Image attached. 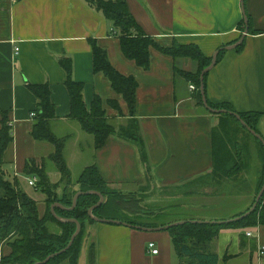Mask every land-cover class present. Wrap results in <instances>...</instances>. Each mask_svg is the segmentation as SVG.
I'll use <instances>...</instances> for the list:
<instances>
[{"label":"crops","instance_id":"crops-1","mask_svg":"<svg viewBox=\"0 0 264 264\" xmlns=\"http://www.w3.org/2000/svg\"><path fill=\"white\" fill-rule=\"evenodd\" d=\"M126 2L140 28L153 40L164 46H171L173 40L192 43L208 57L218 48L236 42L245 30L246 26L240 23L247 14L250 27L243 38V46L221 53L207 73L205 99L215 105L227 103L235 112L263 114L256 127L264 139V0ZM113 31L112 22L86 0H0V129L5 116L12 135L3 154L4 175L18 178L27 192L31 188H28L29 178L25 173L27 162L33 159L41 165L53 151L50 144L38 142L30 134L35 120L30 112L36 110L37 104L35 95L27 88L28 83H48L50 100L55 106L52 131L60 126L74 130L76 120L68 118L66 74L58 60L65 57L72 60L73 78L83 84V101L88 109L97 95L103 102L106 116L116 127L126 125L132 118L138 123L142 150L117 134L110 135L103 146L96 149L93 136L82 131L79 124L77 127L80 133L89 136L84 145L90 155L88 161L84 160V168L95 164L112 188L124 193L138 191L143 205L167 200L163 207L142 205L147 212L135 215L143 217L138 220L148 225L143 226L161 227L179 220L213 218L201 213L207 203L200 199L218 192L215 189L210 193V186L236 187L237 178H244V183L252 169L256 180L244 209L247 208L263 171L258 143L239 134L243 142L240 145L253 150L258 160L254 169L242 158L240 171L244 175L240 172L225 177L215 172L214 162L227 153L225 136L217 131L221 130L218 114L200 104L199 90L191 89L192 83L173 71L174 61L170 56L151 48L150 67L143 70L123 56L119 36ZM90 41L106 50L107 58L120 73L135 77L136 105L131 116L127 103L111 88L108 78L103 73L93 72ZM179 65L187 71L196 69L190 59H183ZM110 100L117 102L119 109H115L108 102ZM66 162L70 169L67 159ZM3 195L0 187V198ZM193 197L197 198L196 202L189 200ZM172 199L180 200L168 201ZM178 208L173 212L174 219H164L162 211ZM90 230L94 257L83 264H180L166 228L145 231L123 224L96 222ZM150 241L154 242L158 253H152L147 247ZM209 245L219 256V264H264V254L259 255V249L264 248V225L225 226ZM9 253L8 244L0 246V264L1 258Z\"/></svg>","mask_w":264,"mask_h":264},{"label":"trees","instance_id":"trees-1","mask_svg":"<svg viewBox=\"0 0 264 264\" xmlns=\"http://www.w3.org/2000/svg\"><path fill=\"white\" fill-rule=\"evenodd\" d=\"M86 1L95 10L101 11L112 22L113 33L119 36L121 51L125 58L133 60L137 66L145 70L150 67L151 48L170 56L174 61L173 71L183 77L186 82H191L199 90L200 96V74L202 69L211 62V57L202 54L198 46L192 43L181 44L175 40H173L171 46H164L156 42L144 29L140 28L135 17L131 14L126 0ZM246 16L247 25L250 27V17L247 14ZM241 24L245 25L244 21ZM243 43L244 41L236 46L235 49H239L243 46ZM90 44L92 46L93 72L103 73L108 78L111 88H113L115 93L121 94L127 103L128 112L131 116L136 105L137 81L135 77L131 74L127 76L120 73L107 58L104 48L94 41H90ZM224 50L226 49L222 48L217 53L216 63ZM183 59H190L196 69L183 70L179 65ZM58 60L65 72L64 74H66L64 85L68 90L70 103L68 118L76 120L82 131L93 136V146L96 149L101 148L110 135L117 134L138 145L142 150L143 139L137 121L132 118L126 125L116 127L106 116L103 102L97 95L92 99L91 107L88 109L83 101V84L73 78L72 60L65 57H59ZM207 73L203 77L204 92L206 91L205 79ZM27 88L35 95L37 104L36 114L33 117L35 120L30 134L36 141L50 144L53 151L47 155L41 165H38L32 159L27 162L25 167V173L28 177L32 175L38 177L33 188L44 195L42 201L43 209L38 207L39 202L36 199L23 190L18 178L10 179L4 175L3 154L6 150L5 148L12 141V135L9 133L7 117L3 116L0 129V187L4 195L0 198V246L4 245V243L8 244L10 253L2 257L1 262L2 264L5 262L11 264H33L35 261L43 260L49 254L63 249L76 230V224L68 219H75L80 223V231L77 233L73 243L63 254L54 256L45 264H60L63 261L66 264H77L86 239L85 233L90 225L97 222L88 215V210L99 200V195L93 191L102 194L104 197L100 206L92 210L93 215L98 218L121 219L133 225L143 226L145 224L126 218L122 214L124 212L132 216L135 213H139L142 205L135 197H132V194L109 187L107 181L99 174L95 164L85 167L78 175L79 177L75 181L72 180L64 155L68 136H57L51 128V122L55 117V106L50 100L51 92L48 83H28ZM108 102L115 109H119L117 102L112 100ZM207 102L214 109L222 108L235 112L227 103L215 105L208 100ZM200 104L203 105L201 100ZM236 113L240 114L248 127L258 132L256 125L263 114L252 111ZM217 114L221 120L220 132L222 131L224 136H230L225 132L227 131L225 125L232 122L231 124L236 129L246 132L259 145L263 158V171L256 184L257 187L252 198L253 202L255 195L264 182V147L260 141L241 125L235 116L227 112H219ZM239 149L240 146H238L237 150L241 152ZM226 151L227 153H223L221 159L214 162V171L218 174H224L225 177H232L242 169L243 156L239 155L238 152L233 156L232 154L235 153V150L233 153L229 149H226ZM46 161L51 162L53 170L59 175V179L56 182L51 181L48 176ZM75 184L78 185V190L85 193L78 196L74 209H66L64 207H71L73 196L77 192V189L69 191L68 188H72ZM61 186L62 192L60 195L57 190ZM259 200L257 206L249 214L237 219V221L223 224L187 221L177 226L168 227L166 230L170 232L171 243L175 248L180 264H219L220 258L211 250L210 242L217 237L220 229L225 226L246 228L258 224L264 225V193ZM55 202L64 207H55V214H53L51 212V204ZM251 205L242 211L232 214L230 217L235 218L243 214ZM56 216L66 220L60 221ZM230 217L222 216L218 218L214 216L213 218L198 220L220 221ZM87 249L89 250L88 259L91 262L94 257V242L92 240Z\"/></svg>","mask_w":264,"mask_h":264},{"label":"rangeland","instance_id":"rangeland-1","mask_svg":"<svg viewBox=\"0 0 264 264\" xmlns=\"http://www.w3.org/2000/svg\"><path fill=\"white\" fill-rule=\"evenodd\" d=\"M191 63H192V61H191ZM193 70H195V68H193ZM228 122H230V121H228ZM231 123H226V125H225V128L227 130L225 132L228 135H230L228 137L225 136V139H226V142L228 144L227 150L229 149L231 151V153H233L235 150V153L232 154L234 156L238 152L237 148H238V145H240V142L243 143L239 134L243 133L248 138H250L251 136H248L246 134V132L241 131L238 128L236 129V127H234V125ZM77 125H78V123H77V121H75L74 130L69 126H60L59 128H55V130H53V132L57 133L58 136H68V139L65 143L66 146H65V150H64V155H65L67 161L69 162L70 176H71L73 181H75L79 177L78 175L84 169V165H85L84 160L87 159V161H88L89 155H90L89 153H87L88 149L84 145L85 140L89 136L87 137L84 133H80L81 131L78 129ZM217 131L220 132L219 129ZM217 131H216V135H217ZM67 132H71V133H67ZM236 144H238V145H236ZM217 145H219L218 142H217ZM81 147L84 148L85 152L80 151ZM239 150H241V152H238V154L243 156V160L245 162H248L249 165L251 164V166H252L251 168L254 169L256 164L258 166V160H256V156H255L253 150H251L250 148L248 149L247 147H244V146H241ZM82 153L84 155H82ZM47 162L48 163H47L46 167L48 169L47 170L48 176L50 177L51 181L56 182L59 179V175L55 170H53L54 172H52V169H54V168L51 165V162H49V161H47ZM238 173H240V175H244V174H242L243 173L242 171H239ZM249 175H250V177L248 179H246V181L244 183H242L244 181V178H242V177L237 178L236 187L231 186V185H229V186L217 185L215 187L210 186V188L208 189L210 193L211 192L213 193L215 189H217L218 192L210 195L212 197L207 196V198H205V199H200V200L205 201L207 203V204H204V205H206V207H205V209H203L201 211V213L205 216L211 215V216H216L218 218H221L222 216L229 217L232 214L237 213L238 211H242L244 209V207L247 206V204L249 203L248 195H249L250 191L253 190L255 187V185H254L255 180H256L255 171L250 169ZM29 187H30V185H28V188ZM109 187H111V186L109 185ZM77 188H78V185L75 184L72 186V188L69 187L68 189H69V191H72V190H75ZM113 189H115V188H113ZM138 189L142 192L147 191V189H143V190H141L140 188H138ZM119 190L122 191L121 189H119ZM24 191L26 192L25 189H24ZM57 191L61 195L62 186L59 187ZM27 193L39 202L38 207L41 208V201L44 199V195L42 194V192L35 191L33 189V187H31V188L27 189ZM129 193L132 194V197H135L139 201V203H141V205H143L142 199L139 196L138 191H132ZM159 200L160 201H155L156 203L151 202V203H153V205L151 203H149L146 205L144 204L143 206L147 207V208H151V207H156L157 206L156 204H160L162 207L164 205H167V203H166L167 200H163V201H161V199H159ZM177 200L178 199H172V200H168V201L175 203V202H179L180 199L178 201ZM183 200H186V199H183ZM189 200L192 202H196L195 200H197V198L193 197ZM252 203L253 202H251V204ZM154 205H156V206H154ZM140 208H141L142 213L144 211L147 212V210H144L143 207H140ZM178 210H179V208L173 209V210H168L167 212L164 210V211H162V215L165 214L164 216L166 218H164V219H167V218L174 219L175 214L173 212L178 211ZM141 212H139V213H141ZM122 214L125 215L126 218H129L131 220H136V221L143 220V217H139L138 215H135L137 213L134 214L135 216L127 215V213H124V212H122ZM146 218H150V217H146ZM150 219H152V218H150ZM90 227H91V225L89 226V229H87V232L85 233L86 239H85V242L82 246L81 255L78 259V262H80L79 264H83V263H85V261L86 262L88 261L89 250L85 246L86 245L88 246L91 242L92 231L90 230ZM60 264H66V262L63 261V263H60Z\"/></svg>","mask_w":264,"mask_h":264},{"label":"water","instance_id":"water-1","mask_svg":"<svg viewBox=\"0 0 264 264\" xmlns=\"http://www.w3.org/2000/svg\"><path fill=\"white\" fill-rule=\"evenodd\" d=\"M242 10H243V5H242ZM244 11V10H243ZM244 13V12H243ZM244 24L246 25L245 27V30L244 32L242 33V35L237 39V41L235 43H232L231 45H228V46H224L222 48L224 49H232V48H235L236 46L240 45L244 40V36L246 34V32L248 31V25H247V16L246 14L244 15ZM222 48H218L215 52H213L212 54V57H211V62L205 66L202 71H201V74H200V97L202 99V103L203 105L211 112H214V113H219V112H227L229 114H231L232 116H235L238 121L241 123V125L243 127H245L247 129L248 132H250L258 141L261 142V144L263 145L264 147V139L262 138V136L256 131L254 130L253 128L251 127H248L245 122L242 120L241 116L239 113H236V112H230V111H227L225 109H222V108H219V109H214L212 107L209 106L208 102H207V99H205V92H204V85H203V77H204V74L209 72L211 68H213V66L216 64V60H217V53L219 52L220 49ZM94 193H96L97 195H99V200L93 205L91 206V208L88 210V215L90 218H92L93 220H96L97 222H101V223H113V224H117V225H120V224H123L125 226H129V227H133V228H138V229H141V230H145V231H150V230H161V229H164V228H168V227H171V226H177L179 224H183L187 221L189 222H205V223H208V222H217V223H227V222H233V221H237V219H240L244 216H246L247 214H249L258 204V202L260 201L259 199L261 198V196L263 195L264 193V182L262 184V187L259 189L258 193L255 195L254 197V201L251 205V207L246 211L244 212L243 214L235 217V218H229V219H223V220H220V221H216V220H198V219H193V220H179V221H176V222H172V223H169V224H165L164 226H161V227H145V226H142V225H138V224H131L129 222H126V221H123V220H117V219H110V218H106V219H102V218H98L96 217L95 215H93L92 213V210L94 208H96L97 206H100V204L103 202L104 200V197L102 194L98 193V192H95L93 191ZM83 191H80V190H77L76 194L73 196V199H72V204H71V207H64L62 205H60L58 202H55V203H52L51 204V212L53 214H55L54 212V208L55 207H64L66 209H74L75 208V204H76V199L78 198V196L82 195ZM57 217V216H56ZM58 220L60 221H64L66 219H61L60 217H57ZM69 221H72L76 224V230L74 231V233L72 234L69 242L67 243L66 246L63 247V249L57 251V252H54V253H51L49 254L45 259L43 260H40V261H35L33 264H45L49 261V259L53 258L54 256H57V255H60V254H63V252L66 251V249H68L71 244L73 243L74 239L76 238L77 236V233L80 231V223L78 220H75V219H68Z\"/></svg>","mask_w":264,"mask_h":264},{"label":"built area","instance_id":"built-area-1","mask_svg":"<svg viewBox=\"0 0 264 264\" xmlns=\"http://www.w3.org/2000/svg\"><path fill=\"white\" fill-rule=\"evenodd\" d=\"M16 51H18V48H16ZM190 88L191 89H195V86L190 84ZM36 114V111H32L30 112V116L34 117ZM10 125V124H9ZM28 184L32 187L36 184L38 177H36L35 175H32L31 177H28ZM248 235H251V232H248ZM147 247L151 250L152 253H158V248L154 247V242L150 241L149 243H147ZM264 254V248H260L259 249V255Z\"/></svg>","mask_w":264,"mask_h":264}]
</instances>
